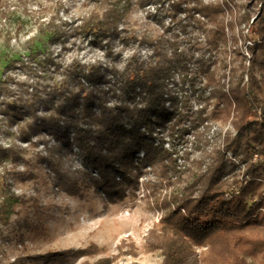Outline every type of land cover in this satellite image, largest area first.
<instances>
[{"label":"trees","instance_id":"trees-1","mask_svg":"<svg viewBox=\"0 0 264 264\" xmlns=\"http://www.w3.org/2000/svg\"><path fill=\"white\" fill-rule=\"evenodd\" d=\"M90 1L94 10L80 26L85 35L101 47L105 43L109 55L115 38L139 49L119 64L104 67L78 58L63 65L53 53L31 51L27 66L36 64L42 72L57 75L53 83L18 81L10 71L20 61H11L0 80V133L10 137L11 128L17 127L18 133L12 137L21 143H29L44 130L60 139L74 136L83 165L99 175L90 185L110 198L117 195L122 200L126 185H137L147 167L163 171L170 181L177 176L183 193L165 201L166 213L149 230L144 245L145 253L160 252L161 264H264V0L252 1L259 7L252 23L248 13L240 21V26H250L248 35H243L245 42H252L247 47L249 65L244 61L230 65L225 58L230 39L227 30L233 28L226 21L228 2ZM166 1L172 2L169 12L175 30L165 28L166 33L156 40L128 32V19L136 7L153 2L164 7ZM2 8L0 0L1 13ZM184 12L196 21L195 32L190 31L187 17L179 18ZM198 14L203 20L196 19ZM59 31L52 21L40 28L43 36L52 33L51 41L60 36ZM145 44L153 45L148 60L139 53ZM117 56L122 58V52ZM106 74L112 78L107 79ZM101 84L111 85L108 91L116 99L113 105L105 90L98 88ZM171 84L185 93L183 102L169 88ZM164 120L171 122V138L183 130L195 132L205 154H210L197 171L187 170L193 175L190 181L181 180L185 173L177 171V159L163 147V140L157 145L142 131ZM208 121L232 128L225 136L217 134L220 142L211 153L206 151L211 145L207 134L200 131ZM25 152L16 142L8 146L0 142V166L9 162L27 165ZM119 174L121 182L116 181ZM83 175L86 182L89 174ZM9 207L2 204L1 221L8 222ZM77 252L89 256L98 247L91 245ZM132 255L137 256L135 251ZM112 262L104 259L95 264Z\"/></svg>","mask_w":264,"mask_h":264},{"label":"rangeland","instance_id":"rangeland-1","mask_svg":"<svg viewBox=\"0 0 264 264\" xmlns=\"http://www.w3.org/2000/svg\"><path fill=\"white\" fill-rule=\"evenodd\" d=\"M252 1L204 0L206 4L228 2L230 8L226 9V21L232 22L233 28L227 30L230 39L225 58L230 65L233 61L235 65L242 61L250 64L251 54L247 47L252 42H245L243 38V35H248L250 26H240V21L246 13L252 16L251 23L257 17L259 7ZM2 3L0 80L8 63L20 61L10 71L18 81L55 82L57 75L53 77L50 72H42L36 64L27 66L31 51L53 53L56 61L63 65L78 58L82 63L99 62L104 67L115 62L119 64L134 49H139L136 44L125 46L115 38L109 55L105 43L101 47L93 42L92 36L85 35L80 26L94 10L90 0H2ZM171 4L166 1L162 7V3L153 2L145 8L136 7L128 19V32L156 40L166 33L165 28L175 30V22L169 12ZM191 5L184 4L182 9ZM186 17L185 12L179 15L180 19ZM187 19L191 21L190 31L198 30L196 21L190 17ZM196 19L203 20L199 14ZM51 21L60 27V36H55L54 42L51 41L52 33L40 34V28ZM200 33L205 39V33ZM235 48L240 54L237 50L235 53ZM152 49L150 44L141 46L139 53L143 60H148L153 54ZM120 52L122 58L117 56ZM106 76L107 79L112 78L111 74ZM110 87L109 84L98 86L109 96V105H113L116 99L111 97ZM169 88L176 92L180 101L184 100L185 93L180 86L171 84ZM166 106L169 107L170 103ZM162 123L157 122L149 130L142 128V131L148 132L157 145L163 140V147L177 159V171L185 173L181 180L190 181L193 175L187 170L197 171L199 163L208 161L210 154H205L195 132L187 134V130H183L171 138V122L164 120ZM230 130V124L209 121L202 124L200 131L206 132L211 143L206 151L211 153L220 142L217 141L218 133L225 136ZM10 133V137L0 133V142L6 146L14 142L22 145L26 149L23 157L27 165L9 162L0 166V208L4 203L10 206L8 222L0 220V264H95L104 259H113L110 264H161L160 252L145 253L144 245L149 230L166 213L165 201L170 202L175 195L183 193L177 176L170 181L163 171L155 172L147 167L137 185H126V196L122 200L117 195L110 198L90 185L91 179L99 175L96 170L83 165L79 149L74 145V136L60 139L44 130L33 135L29 143H21L15 138L17 127L11 128ZM228 156L231 157L230 154ZM85 172L89 174L86 182ZM116 181H123L122 175H117ZM76 185L80 187L74 193L72 190ZM91 245L98 247L97 253L89 256L78 254L79 249H87ZM134 251L136 257L132 255Z\"/></svg>","mask_w":264,"mask_h":264}]
</instances>
